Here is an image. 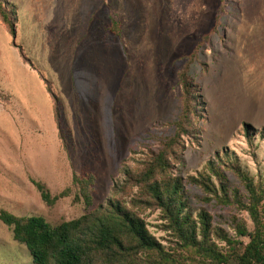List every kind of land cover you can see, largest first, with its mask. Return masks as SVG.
Returning a JSON list of instances; mask_svg holds the SVG:
<instances>
[{"label":"rangeland","instance_id":"374dc122","mask_svg":"<svg viewBox=\"0 0 264 264\" xmlns=\"http://www.w3.org/2000/svg\"><path fill=\"white\" fill-rule=\"evenodd\" d=\"M0 2L13 23L11 32L0 15V211L56 226L118 202L173 261L211 263L182 247L177 216L233 264L249 239L241 229H254L235 170L264 190V0ZM182 69L205 103L175 137ZM73 174L93 179L79 187ZM32 180L51 196L70 190L48 204ZM176 183V202L162 205L157 195ZM89 253L92 264L126 261ZM131 257L161 262L156 252ZM0 264H35L1 220Z\"/></svg>","mask_w":264,"mask_h":264},{"label":"trees","instance_id":"16d2710c","mask_svg":"<svg viewBox=\"0 0 264 264\" xmlns=\"http://www.w3.org/2000/svg\"><path fill=\"white\" fill-rule=\"evenodd\" d=\"M0 15L13 32V23L3 10L1 2ZM216 21L217 18L215 17V23ZM189 55H194V51ZM179 79L182 86V108L177 121L174 123L175 137H179L181 133H186L184 118L196 114L198 106L205 103L199 87L186 74V69L181 70ZM55 113L58 123L59 112L56 103ZM216 173L222 177L219 171L216 170ZM235 173L247 192L245 208L254 223V229L252 232L241 229V233L247 235L249 239L239 255L236 256V261L233 264H264V190L254 184L240 169H236ZM92 179L90 174L81 176L73 174L72 185L77 183L79 187H83L91 183ZM32 183L40 192L43 201L48 204L70 190L67 187L59 194L51 196L43 183L36 180H32ZM195 183L199 184L207 195L212 194L220 200L210 185L209 179L195 180ZM179 189L180 186L177 183L172 184V187L166 189L164 198L158 194L159 190L156 187L157 199L159 201L162 199V205L165 206L174 203L176 202L174 194H177ZM85 201L88 202L86 198ZM238 202L241 201L238 200ZM171 212L174 211L171 210ZM206 219L207 215L204 212L200 215V227L204 229L208 228ZM0 220L12 227L14 239L24 243L35 264H50L51 261L53 264H92L89 252L93 247L96 250L109 251L117 261L126 255V261L122 264H135L131 252L135 253L137 250L158 253L161 256L160 264H179L163 253L160 244L145 228L143 221L123 209L118 202L106 214L85 213L79 218L56 226H51L42 216L19 217L5 210L0 211ZM186 220L181 219L180 221L177 216L172 218L184 249L193 248L195 254L210 260V264H231L226 254L219 252L208 243L207 234L204 231L201 238L197 240L196 224L192 221L186 222ZM124 235L133 241V244L129 245L128 248L124 247L121 238ZM123 250L126 252L123 253Z\"/></svg>","mask_w":264,"mask_h":264}]
</instances>
